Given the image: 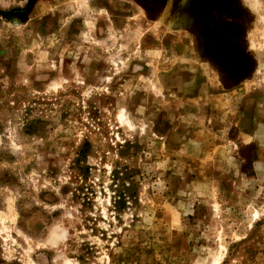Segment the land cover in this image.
Masks as SVG:
<instances>
[{
	"label": "rangeland",
	"instance_id": "1",
	"mask_svg": "<svg viewBox=\"0 0 264 264\" xmlns=\"http://www.w3.org/2000/svg\"><path fill=\"white\" fill-rule=\"evenodd\" d=\"M0 264H264V0H0Z\"/></svg>",
	"mask_w": 264,
	"mask_h": 264
},
{
	"label": "trees",
	"instance_id": "2",
	"mask_svg": "<svg viewBox=\"0 0 264 264\" xmlns=\"http://www.w3.org/2000/svg\"><path fill=\"white\" fill-rule=\"evenodd\" d=\"M121 196H122V195H120V196L117 197V199H118L119 202H121L122 200H124V199H122L123 197H121ZM120 200H121V201H120ZM117 203H118V202H117Z\"/></svg>",
	"mask_w": 264,
	"mask_h": 264
}]
</instances>
